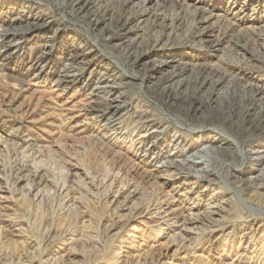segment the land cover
<instances>
[{
  "label": "rangeland",
  "instance_id": "1",
  "mask_svg": "<svg viewBox=\"0 0 264 264\" xmlns=\"http://www.w3.org/2000/svg\"><path fill=\"white\" fill-rule=\"evenodd\" d=\"M57 1L0 0V264H120L138 254L141 264H264V131L235 135L237 118L227 106L250 94L248 79L264 86V0H201L195 6L219 15L204 23L193 0H151L150 20L157 12L181 23L172 44L156 50L169 65L157 55L133 65L112 49L117 38L98 35L109 20L91 28L65 7L69 0ZM103 3L113 26L143 8V0ZM34 16L51 25L20 30ZM213 23L210 40L222 39L220 50L181 38ZM163 28L148 26V36ZM85 44L101 56L100 67L71 63L70 50L90 51ZM179 58L227 73L216 88L220 105L207 104L209 84L199 85L206 104L191 115L149 91ZM153 64L161 70L150 72ZM128 189L137 191L124 200ZM167 191L195 208L186 214L202 213L198 203L225 206L212 215L221 227L185 231L181 222L142 220Z\"/></svg>",
  "mask_w": 264,
  "mask_h": 264
},
{
  "label": "bare ground",
  "instance_id": "2",
  "mask_svg": "<svg viewBox=\"0 0 264 264\" xmlns=\"http://www.w3.org/2000/svg\"><path fill=\"white\" fill-rule=\"evenodd\" d=\"M54 1L59 3L57 0H54ZM104 1L105 0H69L64 5L65 7L68 8V10L70 11L72 15L82 16L86 18L88 24L91 26V28H94V29H96V27L100 23H104L107 20H109V22L107 23L106 30H102L101 34H98V35L105 36V38L107 39L117 38V40H119L120 43L113 46L112 49L115 50L116 52L125 51L126 53L125 56L131 59L133 65L137 62L143 61V59L145 58H148V59L152 58L155 55H157V58H159L156 61L164 65H169V63L173 62V60L169 59L170 57H166L167 59L161 58L160 57L161 54H159L156 50L158 47L165 48V47H168V45L172 44L173 42L172 36L181 27V23L179 22L178 19L176 20V19H173L172 17H171L172 19H169V18L166 19L165 16L163 18H159L158 17L159 14H157L156 12L155 17L152 20H150V17L148 16H149V9L151 8L148 7V4L149 2H151V0H143V8H141V10H137V11L130 13L129 16H127L126 18L120 19L119 20L120 22H118V24L116 23L117 24L116 26H113L112 17L110 16V11L108 7H106V4L103 3ZM157 1L158 0H156V2ZM199 2H201V0H193V3H194L193 6L196 7V10H197L195 11V14H198V18H199L198 23H204L208 21V19L219 16L218 14H214L213 10L211 11L203 10L202 7L195 6ZM86 8H89V9L86 10ZM201 11L202 12L208 11L210 15L206 18L204 17L205 15L200 16ZM6 14L8 15V12ZM4 18L5 16L1 14L0 19H4ZM21 18L23 17H21L20 15L16 19H21ZM33 19H34L33 22H29L30 24L29 26L25 28H21L20 30L33 31L34 29L48 28L51 25L49 21H43V18H41L40 16H37V17L34 16ZM150 25L154 27H159V26L162 28L164 27L165 29L163 28V31L161 30L160 35L152 39L148 36V32H147V27ZM216 27H217L216 23H213L212 25L203 28L201 31L196 32V34H184V36H182L181 38L183 40L191 39L192 43H195L197 46H200L201 48L206 49L208 51H217V50H220V46L222 45V39H220L219 37H216L214 40L212 41L210 40V38H212L214 36V33L216 32ZM166 28H169V32H167L168 29ZM166 32L168 34H166ZM242 46H243L242 47L243 49H246L245 45H242ZM84 47L86 48L85 50L89 49L90 51L82 52L77 49L70 50L72 51L69 57L71 63L72 64L78 63L79 65H82L81 67L82 69H87L89 66H92L93 64L97 65V67H100L103 61L101 59V56L94 54L93 48L89 47L87 44H85ZM67 48L70 49L71 46L66 45V49ZM185 53L186 52H184V55ZM253 55L255 56L254 53ZM89 56L91 58L88 59V61H84ZM186 60L183 58L177 59L176 60L177 65L174 66L173 68L174 70L168 74H165L163 77H161L159 83H156L150 86L149 91L152 94H155V96L159 97L160 99H163L164 104L167 107L177 112H181L186 115H191L192 113H197L201 111L202 110L201 106L206 104V101L204 100V97H203L204 94L203 95L201 94V91L203 90V88H199V85L206 86L207 84H209L212 90H210L209 92L207 104L209 106L220 105L221 95L217 93L216 88L219 85L226 82L227 78L229 77L227 73L220 72L219 67L208 66L205 64L202 65L198 63H190L189 61H186ZM147 69L150 70V72L152 73H156L161 70V68H159V65L157 64L155 65L153 64L151 67H147ZM252 70H254L256 73H259V74L263 72V69L256 66L255 64L252 65ZM187 72H191V75L193 74V76L194 75L196 76L195 77L190 76V78H188L187 80H183L182 82L175 81L176 78H179L180 76L185 75ZM248 80H249V83L247 81L243 83H244V91L248 92V94L250 93L248 95L249 98H247L248 96L245 97V99H243L244 97H241V96H240L241 98L239 96L238 97L233 96L234 97L233 100L228 101V105H227L229 112H230V116L237 118V121L235 122L236 129L234 130L235 135L237 134L240 136L254 135V133L256 132L264 131V86L254 83L253 80L251 81V79H248ZM191 82L198 83V85L193 90V92H187L188 84H190ZM184 86L185 88H183ZM246 125L248 126L244 129ZM97 143L99 144V142ZM100 146L103 150L105 149L106 153L108 152L118 153V150L116 151L110 146L109 147L107 146L106 148L102 145ZM73 168L78 171L80 169L78 168V165L74 166ZM144 176L150 177V175H144ZM94 181L96 180L94 179ZM31 185L32 184H29V186ZM154 186H153L154 188L153 191L157 193V191L160 189L159 187H161L162 185L156 184V187ZM4 191L5 190L3 189V192ZM6 191L9 192V190H6ZM136 191H137L136 189L134 191H129L126 195L123 196L124 200H127L128 198L134 196L133 192H136ZM190 191L191 189L190 190L187 189L186 192L182 193L181 195L186 196L187 193H189ZM120 192H121V189H118L116 191L115 197H117V195ZM35 194H36L35 197L38 198V195H40V192L38 191ZM121 194L119 195L121 196ZM157 194L159 195V193ZM159 198L158 200H155L151 205L148 204L147 206L146 204L147 207L145 210L147 212L142 216L143 217L142 220H146L144 218L146 217L149 218L150 216H152L153 217L152 219H155V222L157 224L165 223V224H168V226L181 222V225L183 226V228L181 229H184V230L185 229L192 230V229H195L196 227L199 228V225H201L200 226L201 229L205 231H208V229L210 228H217L219 226L221 227V224L217 225L216 223L217 219L213 218L212 215L219 214L220 212L225 211V206L214 205V206L205 208L206 205L204 203H198L194 206H197L198 210L202 211V213L186 214L185 213L186 209L193 210L195 208L192 207L191 205H188L185 199L177 203L178 200L175 199V197L171 194L170 191H167L166 194H164L163 196ZM203 206L204 208H202ZM133 245L135 244H131L132 247ZM247 249L248 248H245V250ZM120 252L121 250L118 252V254ZM240 252L241 250L238 251V254ZM73 254L74 252L71 253V255ZM142 256H143L142 254L133 255V256L129 255V256H126L125 259L119 262L120 264H141ZM58 259H61V258H58ZM113 259L114 258H112V260ZM63 263L65 262L63 261Z\"/></svg>",
  "mask_w": 264,
  "mask_h": 264
}]
</instances>
